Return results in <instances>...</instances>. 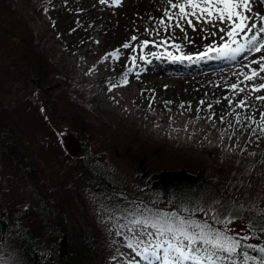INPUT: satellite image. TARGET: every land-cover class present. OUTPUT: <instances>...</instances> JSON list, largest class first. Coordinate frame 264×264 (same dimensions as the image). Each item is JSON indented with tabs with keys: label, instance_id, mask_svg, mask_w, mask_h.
<instances>
[{
	"label": "rangeland",
	"instance_id": "1",
	"mask_svg": "<svg viewBox=\"0 0 264 264\" xmlns=\"http://www.w3.org/2000/svg\"><path fill=\"white\" fill-rule=\"evenodd\" d=\"M89 1L93 0H0V22L8 23L21 17L18 38L26 39L29 46L39 52L44 72L49 76L50 92L46 96L36 90L28 79L31 72L28 67L13 63L14 57L10 53L20 40L1 33L0 114L8 117L20 135L23 157L33 162L35 158L39 167L18 166L15 159H7L0 151V215L3 208L13 223L25 212L37 209L42 197L33 183V177L44 182V174L47 181L44 185L51 188V184L60 186L72 180L74 193L78 194L84 206L81 213L85 216H81L76 208V194H71L66 200L59 197L61 206L57 213L67 215L73 211L72 215L77 216L83 226L91 225L99 256L91 260V264H123V257L117 255V249L124 256L131 257L133 254L123 246L122 237L115 233V216L135 204L147 205L152 192L151 179L164 168H184L194 174L206 171L210 192L203 206L208 209V214L211 212L212 215L226 217L233 206L231 200L255 211L264 202V138L257 140L256 136H252L249 140L251 130H239L240 126L235 124L233 116L227 115L230 109L223 97L234 95L228 86L236 79L229 76L225 80L217 78L212 83L202 80L201 84L186 86L188 81L198 79L196 77H207L213 71L223 70L209 68L205 72L182 76L168 71L156 75L155 80L140 82L136 74L148 63L138 60L129 74V83L109 91L110 82L118 80L126 67L131 66L127 57L133 53L131 49H122L118 61L109 58L101 63V59L108 52L121 48L133 35L139 37L134 46L140 40H158L160 37H150L145 29L153 28L155 20L162 17L166 4L164 2L154 10L152 7L160 4L156 0H123L120 7L102 5L99 0H94L95 4L88 7L109 9L111 25L117 24L119 17L136 3L146 2L149 5L146 10H153L149 13L155 20L149 21V13L141 9L134 13L133 9L123 20L121 30L117 33L113 26L114 33H110L107 29L92 31L94 23H88L91 16H86L81 6L84 2L87 7ZM262 3L264 7V0ZM13 12L19 15L15 17ZM64 27L68 28L66 34ZM200 27L216 30L197 25L198 29ZM81 30L86 32L75 43V39L70 40ZM187 33L193 39L202 32L187 28ZM173 34L177 39L183 36L179 29H175ZM164 35L161 30V36ZM207 42L210 43L209 40ZM188 45L191 44L186 42L184 45L187 46L185 53L190 54L202 50L203 46L191 48ZM148 51L145 49V54ZM136 54L139 55V49ZM110 75L115 76L107 80L98 79V76ZM201 95H211L214 99H200ZM244 95L236 96V100ZM256 95H264V92ZM46 98L57 102L60 116L47 108ZM218 99L221 100L219 104L215 103ZM201 100L205 101L204 105H200ZM251 103L255 107L250 112L258 120L259 111L256 109H264V104L254 98ZM209 104L212 105L211 110ZM197 108L200 109L199 118ZM221 116L225 118L224 123L220 122ZM209 117L212 119L209 120ZM182 122L183 125L178 127ZM229 122L232 128H229ZM70 132L86 138L83 141L86 147L80 140L82 150L76 156L70 155L62 142L63 136ZM88 146L91 153L100 155L112 173L129 186L133 203L118 194L112 200L103 192L89 189L79 179V175L86 172L81 158L88 151ZM18 154L21 156V152ZM63 201L64 206L61 204ZM231 226L237 227L235 223ZM235 228H231L233 234L243 235L247 231L243 224ZM1 238L0 233V264H25L22 251L11 232L6 241Z\"/></svg>",
	"mask_w": 264,
	"mask_h": 264
},
{
	"label": "snow or ice",
	"instance_id": "2",
	"mask_svg": "<svg viewBox=\"0 0 264 264\" xmlns=\"http://www.w3.org/2000/svg\"><path fill=\"white\" fill-rule=\"evenodd\" d=\"M122 2L123 0H99L102 5L110 4L115 7L122 6ZM164 2L166 7L163 9L162 17L158 20L151 18L155 20L153 28L145 29L150 37L153 35L160 37L158 40H140L139 44L134 46L139 37L133 35L129 42H124L121 48L108 52L101 59V63L109 58L118 61L122 49H131L133 53L127 57L131 66L126 67L118 80L110 82L109 91L117 86H126L129 83V74L137 66L138 60L151 63L148 56L156 59L166 56L173 63H196L203 60L240 63L242 59L245 62L240 63L238 72L233 73L237 76L236 82L228 86L234 95L231 98L227 95L223 97L230 109L227 115L233 116L235 124L240 126L239 130H251L249 140L252 136H256L257 140L264 138V109H256L259 111L258 120L255 114L250 112V109L255 107L251 103L253 98L256 102L264 104V95H256L264 92L262 75L264 14L253 11L255 0H164ZM201 24L216 30L208 31L207 27L198 29L197 25ZM187 28H191L193 32L204 33L201 39L214 37L219 39L204 44L202 50L196 53H185L183 41L195 43L188 36ZM175 29L183 33L179 43L173 34ZM161 30L165 33L164 36H161ZM160 46L165 47L164 52L148 51L145 54V49L150 47L158 49ZM168 48L173 51H167ZM137 49L139 55L136 54ZM173 52L179 54L174 55ZM254 65L258 67H253ZM242 93L245 95L236 100V96ZM204 103L205 101H200V105ZM215 103L219 104L221 100L218 99ZM181 107L184 105L181 104ZM208 107L211 110L212 105L209 104ZM149 109L151 110V104ZM236 109L241 111L237 112ZM196 111L199 118L200 109L197 108ZM211 119L212 117H209V120ZM224 120V116H221L220 122L224 123ZM232 126L229 122V128ZM236 143L239 144V141ZM202 211L203 209L199 207L190 208L186 205H181L173 211L143 204L123 209L115 216L113 226L116 235L122 237L123 246L133 255L124 256L119 249L117 255L123 257V264H264V244L249 242L260 239L256 236V224L246 225L247 231L243 235L233 234V229L229 225L238 217L229 215L221 218L213 213L212 223H209L208 220L195 218V214ZM259 214L262 218L259 231L264 233V209L260 210ZM248 232L252 235H248Z\"/></svg>",
	"mask_w": 264,
	"mask_h": 264
},
{
	"label": "trees",
	"instance_id": "3",
	"mask_svg": "<svg viewBox=\"0 0 264 264\" xmlns=\"http://www.w3.org/2000/svg\"><path fill=\"white\" fill-rule=\"evenodd\" d=\"M3 13L7 14L6 11ZM18 15L16 14L15 17ZM3 21H6V19ZM21 25V17L14 18V20L8 23L0 22V34L6 33L11 38H18L19 31L17 30ZM19 40L21 42L19 41L10 53V56L14 57L13 63H16L19 67H28L29 71H31L28 73V79L31 80L36 90H40L44 95L49 96V76L44 72L45 66L39 52L35 48L33 50L26 39L21 38ZM45 104L57 117L60 116L59 107L55 100L46 98ZM75 135L82 141L85 148L86 144L83 142L86 139L85 136L78 133H75ZM22 146L23 141L13 124L8 120L7 116L4 117L0 114V151L7 159H15V164L18 166L22 164L25 168L29 165L39 167V163L35 158L33 162L32 159L26 160L23 157ZM19 152H21V156L18 154ZM81 162L86 172L80 174L79 179L84 181L89 189L95 192H103L112 198V200L118 194L129 199L130 202H134L133 193L130 192L129 186L121 178L112 173L100 155L91 153L89 146L88 151L81 158ZM27 171L32 175L30 170L27 169ZM42 179H44V182H40L41 180L33 177V183L36 186L38 194L42 197V202L36 206V210L25 212L19 219L15 218L12 223V220H10L2 208L0 215L2 241H6L8 233L11 232L22 251L25 264H91V260L99 257L91 225L87 224L83 226L80 219L74 214L72 215L73 211L67 214L71 218L64 213H57L60 211L61 206L59 197H63L66 200L71 194L73 196L76 194L74 193L72 180L60 186L51 184V188L49 185H44V183H47L44 174H42ZM151 185L152 192L150 200L147 202L148 206L168 211L177 210L181 205H186L190 208L199 207L204 210L197 212L195 217L200 220H208L209 223H212V213L208 214V211H206L208 209L203 206L210 192V185L207 183L205 170H200L194 174L184 168H164L154 175L151 179ZM75 197V204L80 212L79 214L85 216L81 213L84 206L79 200L78 194ZM230 202L233 206L228 211L227 216L233 215L238 217L233 222L237 225L236 228L243 224L246 229V225L249 223L256 224V236L260 237V239L258 241L253 239L249 242L264 244V233L259 231V223L262 220L259 213L260 210L264 209V202L253 212L251 209L247 210L244 208L240 202H234L233 200ZM61 204L64 206V201ZM215 226L222 227L221 225ZM229 227L235 228L231 224ZM243 233L245 234V232ZM247 234L252 235L251 232ZM65 235L69 237L68 244L66 247H63L62 238ZM62 247L64 250H68V254L64 257H61L60 250ZM252 254L255 255V253Z\"/></svg>",
	"mask_w": 264,
	"mask_h": 264
},
{
	"label": "bare ground",
	"instance_id": "4",
	"mask_svg": "<svg viewBox=\"0 0 264 264\" xmlns=\"http://www.w3.org/2000/svg\"><path fill=\"white\" fill-rule=\"evenodd\" d=\"M156 1L159 2L160 4H157L156 6H153L152 8L154 10H156L158 6H160L161 4L164 3V0H156ZM156 1H154V2H156ZM161 1H162V3H161ZM94 4H95L94 0L93 1H89L88 4H87V7H88V5H92L93 6ZM81 6L84 7V9H83L84 14L86 16H88V15L91 16V19H90V21L88 23L89 24L90 23H94L93 26H92V31H94V32L95 31H102L103 29H107L110 33H114L113 26H115V32L118 33L121 30V25L123 23V20L126 19V17L128 16V13H130V11H133V9H135L133 11L134 13L137 11V9H141V10H143V12H147V13L153 11L152 9H148V11L146 10V7H149V5L146 4V2H144L143 4L142 3H140V4L136 3V6H131L130 10L124 12V14H122L121 17H119L120 21L117 24L111 25L110 24V20L112 18H110V15H109L110 14V10L109 9L105 8L106 9L105 10L104 8H101V6L100 7L96 6V7H93V8H89V7L87 8V7H85L84 2H82ZM105 6H107V5H105ZM253 11H258L261 14H264V7H263L262 0H255V4L253 6ZM149 15H150L149 16V21L153 20L151 18H155L152 14L149 13ZM67 30H68V28H65V27L63 28V32L64 33ZM208 31H211V29H208ZM85 32H86V30H81L78 34H75V35L71 36L70 40H74L75 39L73 41L75 43L76 40ZM203 35H204V33H200L198 35V37L196 36L195 38H193L195 43H193L191 45H188V47H191V48L199 47V46L204 45L203 43H206L208 40L210 42H212V40H218L219 39V37H214V38H211V39H201V37ZM171 42L172 41H169V43H171ZM176 42L177 43L181 42V38L176 39ZM186 42L187 41H183V45H185ZM207 43H209V42H207ZM186 48H187V46H184V52L187 51ZM147 50L164 52L165 51V47L162 46V48H158V49H152L150 47ZM167 51H173V50L171 48H168ZM173 54L174 55H178L179 53L173 52ZM262 54H264V53H262ZM148 58L151 60V63L150 64L148 63L143 69L142 68L139 69L138 70L139 72L136 74L137 80H140V82L145 80V79H147V80H155V78H157V76L166 74L168 71L170 73L174 74V75H181L182 76V75L191 74L192 72H200V71L205 72L209 68L223 69V70H220V71H218V70L217 71H213L211 73V75H209L207 77H201V76L196 77L198 79H194V80L188 81L186 83V86H194V85H197V84H201V83H203L202 80L204 82H210V83H212V80L217 79V78H223L225 80V78H229V76H230V79H231V77H233L234 79L237 80V76L233 75V73L234 72H238L239 67H240V63L245 62V61H242V59H241L240 63L225 62V61H222V60H203V61H199V62H196V63H190V62L173 63L172 62V64H171V61H169L166 56H163L160 59H158V61L160 63V64H158V61H157L156 58H153L151 56H148ZM252 58H257V57H252ZM161 63H162V65H161ZM232 65H235V67L232 66ZM253 67H258V66L254 65ZM245 71H247V69H245ZM262 75H264V74H262ZM114 76H112V75H110V76H101V77L98 76V79L107 80L109 78L112 79ZM241 78L242 77H240V79ZM190 83H192V84H190ZM203 94H205V93L203 92ZM200 99H214V98L211 95H201ZM183 123L184 122L180 123L178 127H181L183 125Z\"/></svg>",
	"mask_w": 264,
	"mask_h": 264
},
{
	"label": "water",
	"instance_id": "5",
	"mask_svg": "<svg viewBox=\"0 0 264 264\" xmlns=\"http://www.w3.org/2000/svg\"><path fill=\"white\" fill-rule=\"evenodd\" d=\"M62 142H63L64 146L66 147V149L68 150L69 154L72 156L78 155L80 153V151L82 150V144H81L80 140L72 132L63 136ZM67 244H68V237L65 235L63 240H62V246L66 247ZM67 254H68L67 249L61 251V257H64Z\"/></svg>",
	"mask_w": 264,
	"mask_h": 264
}]
</instances>
